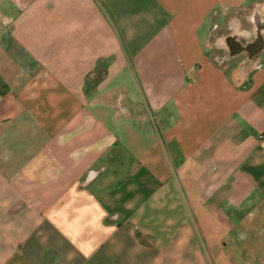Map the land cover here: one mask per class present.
I'll return each mask as SVG.
<instances>
[{"label": "crops", "instance_id": "1", "mask_svg": "<svg viewBox=\"0 0 264 264\" xmlns=\"http://www.w3.org/2000/svg\"><path fill=\"white\" fill-rule=\"evenodd\" d=\"M0 264H264V0H0Z\"/></svg>", "mask_w": 264, "mask_h": 264}, {"label": "built area", "instance_id": "2", "mask_svg": "<svg viewBox=\"0 0 264 264\" xmlns=\"http://www.w3.org/2000/svg\"><path fill=\"white\" fill-rule=\"evenodd\" d=\"M261 66H262L261 63H257V64L255 65L256 68H260Z\"/></svg>", "mask_w": 264, "mask_h": 264}]
</instances>
